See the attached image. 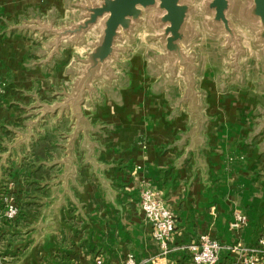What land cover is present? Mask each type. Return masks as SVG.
<instances>
[{
  "label": "crops",
  "instance_id": "1",
  "mask_svg": "<svg viewBox=\"0 0 264 264\" xmlns=\"http://www.w3.org/2000/svg\"><path fill=\"white\" fill-rule=\"evenodd\" d=\"M61 1L0 0V256L5 264H95L97 258L125 264L128 255L136 264H189L185 246L201 235L223 245L222 260L236 241L254 246L264 238V136L251 129L254 106H264V97L236 87L221 95L212 72L204 87L210 92L208 115L216 124H210L209 147L201 152L209 168L192 162L193 157L184 164L189 121L174 115L170 99L139 57L122 97L107 98L93 114L94 124L105 127L97 137L101 176L82 164L71 197L62 205L54 164L62 154L58 134L47 127L39 140L9 152L26 123L18 103L32 102L23 100L21 91H32L36 84L41 93L58 87L63 65L47 75L31 67L35 41L5 34V22L29 9L46 13ZM12 181L23 207L20 217L9 222L3 218L2 198ZM144 189L155 192L176 215L168 253L154 241L142 212ZM236 215L247 216L249 224L231 233Z\"/></svg>",
  "mask_w": 264,
  "mask_h": 264
},
{
  "label": "water",
  "instance_id": "2",
  "mask_svg": "<svg viewBox=\"0 0 264 264\" xmlns=\"http://www.w3.org/2000/svg\"><path fill=\"white\" fill-rule=\"evenodd\" d=\"M5 24V34L35 41L31 67L47 75L63 65L58 87L41 93L36 84L21 91L32 102L18 103L26 123L8 146L10 152L32 144L47 127L58 134V205L71 197L82 164L101 176L97 137L105 127L94 124L93 114L107 98L122 97L138 57L170 99L174 115L189 121L184 164L193 157L209 168L201 157L209 147L207 130L216 124L204 87L209 72L221 95L236 87L264 97V0H62L46 13L29 9ZM252 117L254 134L264 136V106L255 105Z\"/></svg>",
  "mask_w": 264,
  "mask_h": 264
},
{
  "label": "built area",
  "instance_id": "3",
  "mask_svg": "<svg viewBox=\"0 0 264 264\" xmlns=\"http://www.w3.org/2000/svg\"><path fill=\"white\" fill-rule=\"evenodd\" d=\"M3 218L9 222L16 221L22 212V195L15 192L14 182L3 195ZM140 205L144 217L152 226L154 241L163 253H168L169 242L176 233L177 221L174 211L163 203L151 189H144L140 194ZM249 224L247 216L236 215L229 225V232L237 233ZM189 264H264V238H260L254 246H248L241 240L229 247L230 255L221 259L223 245L209 235H201L197 242L185 246ZM0 264L5 259L0 256ZM95 264H104L97 258ZM125 264H136L133 255H128Z\"/></svg>",
  "mask_w": 264,
  "mask_h": 264
},
{
  "label": "rangeland",
  "instance_id": "4",
  "mask_svg": "<svg viewBox=\"0 0 264 264\" xmlns=\"http://www.w3.org/2000/svg\"><path fill=\"white\" fill-rule=\"evenodd\" d=\"M54 1V0H53Z\"/></svg>",
  "mask_w": 264,
  "mask_h": 264
}]
</instances>
